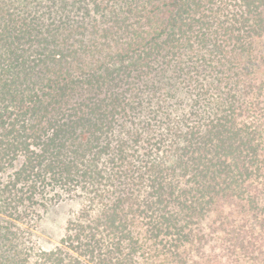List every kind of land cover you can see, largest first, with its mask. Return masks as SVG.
Returning a JSON list of instances; mask_svg holds the SVG:
<instances>
[{
  "label": "trees",
  "instance_id": "1",
  "mask_svg": "<svg viewBox=\"0 0 264 264\" xmlns=\"http://www.w3.org/2000/svg\"><path fill=\"white\" fill-rule=\"evenodd\" d=\"M0 264H264V0H0Z\"/></svg>",
  "mask_w": 264,
  "mask_h": 264
},
{
  "label": "rangeland",
  "instance_id": "2",
  "mask_svg": "<svg viewBox=\"0 0 264 264\" xmlns=\"http://www.w3.org/2000/svg\"><path fill=\"white\" fill-rule=\"evenodd\" d=\"M74 208V204L70 201L63 200L53 205L48 213L44 215L42 222L38 223L35 229L37 244L43 249H50L57 245L62 233V227L65 219L70 211ZM221 235V233H219ZM210 241L203 248V255H210L211 257H218L221 252L222 242L218 240V233H208ZM216 245V246H215ZM218 259V258H217ZM220 259V258H219ZM222 259V257H221ZM220 259V261H222Z\"/></svg>",
  "mask_w": 264,
  "mask_h": 264
}]
</instances>
